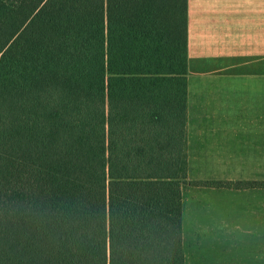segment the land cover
Listing matches in <instances>:
<instances>
[{
  "label": "trees",
  "instance_id": "16d2710c",
  "mask_svg": "<svg viewBox=\"0 0 264 264\" xmlns=\"http://www.w3.org/2000/svg\"><path fill=\"white\" fill-rule=\"evenodd\" d=\"M186 73L187 0H0V264L185 263Z\"/></svg>",
  "mask_w": 264,
  "mask_h": 264
},
{
  "label": "crops",
  "instance_id": "0c3cea01",
  "mask_svg": "<svg viewBox=\"0 0 264 264\" xmlns=\"http://www.w3.org/2000/svg\"><path fill=\"white\" fill-rule=\"evenodd\" d=\"M186 165L184 264H231L246 245L231 230L264 228V188L206 183L264 182V0H187ZM187 202L202 219L185 220Z\"/></svg>",
  "mask_w": 264,
  "mask_h": 264
},
{
  "label": "rangeland",
  "instance_id": "374dc122",
  "mask_svg": "<svg viewBox=\"0 0 264 264\" xmlns=\"http://www.w3.org/2000/svg\"><path fill=\"white\" fill-rule=\"evenodd\" d=\"M230 184H234L235 186H238V184L243 185L245 183H230ZM192 188H196V186L190 183H187L186 181L182 185V190L184 191L183 193L185 194V198L188 201L190 199H192V201L195 200L194 197L191 198V194H194V192H196V189H192ZM183 210L185 212V215H184L185 220L191 221V220L202 219L199 216L203 215V212H205V210H208V209L205 206L204 207H198V206L193 207V203L187 202ZM235 216L238 217V214ZM262 221H264V206H263V213H262ZM231 231L241 232V233H243L242 231L246 232V235L241 234L238 236L239 239L240 238L245 239L246 245L238 246V244L234 243V246H232L231 264H244L243 260H245L246 262L245 264H264V228L251 229V230L250 229L231 230ZM190 264H205V261H202V262L190 261Z\"/></svg>",
  "mask_w": 264,
  "mask_h": 264
}]
</instances>
